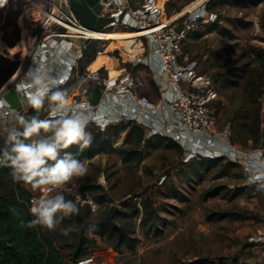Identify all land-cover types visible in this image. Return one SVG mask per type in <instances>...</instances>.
<instances>
[{
	"label": "rangeland",
	"instance_id": "obj_1",
	"mask_svg": "<svg viewBox=\"0 0 264 264\" xmlns=\"http://www.w3.org/2000/svg\"><path fill=\"white\" fill-rule=\"evenodd\" d=\"M139 1L134 0L133 5L139 6ZM28 2L37 4L38 0H8L7 5L0 8V92L8 84L22 79L28 33L46 10V0H39L38 7L27 6ZM181 2L188 0H168L167 13L180 12L176 8ZM212 12L217 13V19L199 24L187 38L185 48L189 60L197 62L198 71L214 80L219 96L213 107L217 116L216 130L222 134L221 138L219 136L216 143L204 144L202 156L191 158L187 156L188 148L180 143L181 147H157L154 141L150 145L145 142L141 147L143 158L124 163L117 149L129 145L124 144L126 131L120 132L113 137L114 149L98 153L91 161L81 160L87 165L85 176L73 178L58 189L68 196H71L67 190L72 184L86 191L87 197H82L91 200L81 203H90L92 210L100 208V219L112 205H118L120 214L117 216L116 212L114 220L126 229L135 230L138 241L134 249L118 248L111 241L97 237L90 254L99 264H194L198 261L200 264H264V241L259 240L264 230V192L257 191V183L248 180L253 170L264 164L253 159L251 170H246L229 154L216 158L219 153H213L229 144L246 152H264V96H256L258 89L251 94L252 90L247 87L249 78L255 77L257 70L261 71L260 62L264 59V0H250L245 7L225 4ZM216 23L231 30L232 35L220 33L214 27ZM129 38L134 40V54H138L141 40L134 36ZM104 39L108 43L118 38ZM94 46L99 49L98 41L89 42L87 51ZM109 46L108 51L113 50L117 57L125 56L120 48ZM108 51L103 53L112 59L114 67L117 58ZM86 61L84 56L79 62V71L95 76L89 70L94 60L82 71ZM103 65L108 64L98 69ZM115 72L111 70V74ZM73 86L71 83L60 89L70 92ZM28 106L26 104L24 111L16 114L31 117L26 111ZM260 107L262 122L254 136L240 116L251 112L249 122L253 124L258 112L254 109ZM45 110L47 112V103ZM40 116L45 118L47 114ZM14 124L12 116L7 121L0 119V142L5 140V127ZM117 126L122 124H113L104 132L111 135ZM99 130L94 126L90 133ZM93 194L101 196L102 203L95 202ZM144 200L149 207L146 225L142 213L135 212L137 207L143 209ZM220 215L223 216L220 218ZM154 219L158 230L151 225ZM63 228L65 225L61 222L55 230H44L67 256L68 247L64 244L72 238L62 234Z\"/></svg>",
	"mask_w": 264,
	"mask_h": 264
},
{
	"label": "built area",
	"instance_id": "obj_2",
	"mask_svg": "<svg viewBox=\"0 0 264 264\" xmlns=\"http://www.w3.org/2000/svg\"><path fill=\"white\" fill-rule=\"evenodd\" d=\"M167 1L163 0L161 5L160 0H144L141 5L135 7L134 0H100L103 7L98 16L113 17L114 21L96 30L81 23L71 10L70 0H46V10L27 36L28 54L21 78L30 69L42 66L43 71L57 79V88L73 83L68 103L90 108L94 120L89 123L88 128L95 126L105 130L113 124L134 121L138 125L148 127L151 135L168 136L188 148L189 158L202 156L201 147L204 144L216 143L222 135L216 130L217 116L213 104L219 95L213 78L198 71L197 62L189 60L185 46L187 38L199 24L205 20L215 21L218 15L207 11L206 4L209 0L201 1L197 6H186L182 11L170 15L165 8ZM201 6L206 9L207 16L193 22L190 16ZM122 13L124 15L120 19ZM211 16H215V19H210ZM181 23L183 27L177 31L176 28ZM119 29L140 32L138 38L141 40L143 51L135 56L123 52L127 58L118 57L125 63L115 69L117 74L112 75L110 68L106 66L98 69L95 76L80 72L79 62L84 58L89 42L106 44L108 40L103 38L104 33ZM72 49H75V52H72ZM97 51L99 53L98 49ZM154 57L160 67V73L168 80L163 91L165 93L156 105L141 92L143 79L135 72L140 65L154 67ZM91 84L98 85L103 92L97 106L92 105L88 98ZM7 88L8 86L0 92V104L5 105L0 112L9 109L15 113L24 111L13 109L3 99ZM22 97L28 104L26 97ZM164 104L170 106L173 120L163 123L161 127H154L153 114L163 108ZM110 105L121 106V114L111 116L107 110ZM10 118L11 116L0 115V119L5 121ZM223 148L214 150L213 153H219L216 157L227 153L231 159L242 163L246 170H251V163L254 161L250 156L251 152H246L235 144L224 145ZM42 191L31 196L30 206L32 199L40 196ZM55 191L58 189H54L53 194ZM67 191L74 200L79 197V202L91 200L90 197L84 199L82 194L86 191L78 190L75 184L70 185ZM259 240L264 241V230Z\"/></svg>",
	"mask_w": 264,
	"mask_h": 264
},
{
	"label": "clouds",
	"instance_id": "obj_3",
	"mask_svg": "<svg viewBox=\"0 0 264 264\" xmlns=\"http://www.w3.org/2000/svg\"><path fill=\"white\" fill-rule=\"evenodd\" d=\"M8 0H0V8ZM207 16L201 6L190 16L193 22ZM210 19H215L211 16ZM18 94L24 95L36 115L26 117L9 109L0 112L2 116L14 117L15 124L8 128L4 146L0 147V167L11 169L14 182L29 186L33 192L42 191L40 196L31 201L30 213L34 217L29 226H42L55 230L64 217L79 212V197L76 200L66 198L61 189L73 178L87 174L85 162L76 158L71 152L62 151L77 145L83 152L93 142L92 134L87 131L89 123L94 120L90 108L84 105L68 103L67 90L57 88V79L43 71L42 66L30 69L17 84ZM47 103V116L40 113ZM5 105L0 104V109ZM251 158L264 164V152L256 151ZM249 183H257V191L264 192V167H258L248 177ZM95 211V209L93 210ZM95 223L88 226L89 232L96 229ZM71 227L61 229L63 235L75 231ZM79 264H92L90 259L81 260Z\"/></svg>",
	"mask_w": 264,
	"mask_h": 264
},
{
	"label": "trees",
	"instance_id": "obj_4",
	"mask_svg": "<svg viewBox=\"0 0 264 264\" xmlns=\"http://www.w3.org/2000/svg\"><path fill=\"white\" fill-rule=\"evenodd\" d=\"M188 2H181L176 8V11H180ZM210 1V0H209ZM207 2V11L212 12L214 9L225 4L245 7L249 4L250 0H211ZM258 1V0H254ZM169 13V12H168ZM174 14V13H169ZM214 27L222 34L232 35L231 30L224 26H220L218 23L214 24ZM115 45L114 48H120L124 53L125 50L119 39L110 40L106 44H99V49L103 45ZM97 47L94 46L91 50L85 52L86 63L82 67V71L97 57ZM98 49V50H99ZM138 51H143L142 45L137 47ZM108 51V50H107ZM110 52V51H108ZM100 53V51H99ZM98 53V54H99ZM97 54V55H98ZM260 70H257L255 77L249 78L247 87L251 89V94L258 93L259 98L264 96V59L260 62ZM247 71L246 69H243ZM258 85V86H257ZM255 97V96H254ZM262 107L254 109L255 112L253 124H250L251 112L249 115L243 118V125L246 128H250V133L254 136L259 131L261 119L260 111ZM27 113L30 116L36 115V111L28 106L26 108ZM43 117L47 112L45 108L41 111ZM238 115V114H237ZM121 127H116L114 133L108 135L104 130H99L92 134L93 142L90 147L81 152L77 145H72L68 149L62 151L71 152L79 160L91 161L98 153L114 149L113 137L126 131L125 145H129L127 148L121 146L117 149L118 153L122 156L124 163H131L132 161H140L143 158L144 150L141 149L143 143L150 145L152 141L155 142L157 147H165L169 145H181L175 142L174 139L161 135L152 134L148 135L145 128L141 125L133 122H121ZM112 126V125H111ZM109 126V127H111ZM94 126H89L88 131ZM113 130V128H111ZM149 136V137H148ZM261 139L259 138L258 141ZM4 141L0 142V147L4 146ZM188 154V153H187ZM196 157V156H195ZM200 157V156H198ZM206 158L207 156H203ZM220 156L216 157L219 158ZM11 169L8 167H0V264H79L82 258L86 257L93 251V246L97 241V237L106 239L114 243L118 248L127 246L130 249H134L138 238L134 235L135 230L126 229L124 226H113L111 224H99L100 221V208L95 211L92 210L90 203L79 202L78 214H73L69 217H64L62 223L65 228L76 229L69 233L72 240L67 241L64 246L68 247L67 256L62 252V248L57 246L51 235L46 233L44 227L36 225L29 226V222L34 219L30 213L29 200L34 194L29 186L23 183L14 182L11 175ZM66 198L74 200L72 196L66 195ZM95 202L102 203L103 199L97 194H93ZM136 214L142 213V219L146 225V217L149 215V207L146 201H143V209L139 207L135 210ZM120 212H117L119 216ZM224 215V214H223ZM220 215V218L223 216ZM228 215V214H227ZM142 221V222H143ZM90 223L97 225L96 229L89 232L88 226ZM152 227L156 230L159 229L156 220L152 222ZM194 264H200V262H194Z\"/></svg>",
	"mask_w": 264,
	"mask_h": 264
},
{
	"label": "water",
	"instance_id": "obj_5",
	"mask_svg": "<svg viewBox=\"0 0 264 264\" xmlns=\"http://www.w3.org/2000/svg\"><path fill=\"white\" fill-rule=\"evenodd\" d=\"M70 6L72 12L81 21V23L89 28L98 30L114 21L113 17L98 16L101 13L103 7L100 0H70ZM123 15V13L120 15V19L123 18ZM182 27L183 23L179 24L176 30L180 31ZM72 52H75V49H72ZM16 86V80L10 83L8 88L3 93V99L13 109L24 110L26 103L22 95L18 94ZM102 96L103 92L98 85L91 84L89 86L88 98L92 105H99ZM119 209L120 207L118 205H112L107 214L100 221H98V223L118 226L117 222L114 220V216Z\"/></svg>",
	"mask_w": 264,
	"mask_h": 264
},
{
	"label": "crops",
	"instance_id": "obj_6",
	"mask_svg": "<svg viewBox=\"0 0 264 264\" xmlns=\"http://www.w3.org/2000/svg\"><path fill=\"white\" fill-rule=\"evenodd\" d=\"M161 1H162V3H161ZM143 2H144V0H140L137 3H138V5H141ZM160 4L161 5L163 4V0H160ZM99 44L100 43H98V45ZM97 54H98V51H97ZM97 54H96V56H97ZM110 54L112 56H114L115 58H117L116 65L114 67L108 66V65H103V66L110 68V71L113 69L119 68L120 66L123 65V63H125L124 61L121 60V58H118L119 56L117 57L116 55H114L112 50L110 51ZM125 54H127L129 56H135L136 55V54H129L126 51H125ZM122 58H127V57L122 56ZM154 61H155L154 67L153 66L140 65L135 69V72L137 74H139L143 79V86L141 87V92L143 94H146L150 98L152 103L154 105H156L161 100L162 96L165 93L163 91L165 88V84L168 83V80H167V78H165V76L163 74L160 73V67L158 66V63L156 62V57H154ZM103 66H101L100 68H102ZM61 88H64V86ZM68 93H70V92H68ZM107 110L109 111L111 116H115L116 114H121V112H122L121 106H118V105L117 106H113V105L111 106L110 105V106H108ZM172 120H173V114H172V111L170 109V106L168 104H164L163 108L159 109L155 114H153L152 125L154 127H156V126L161 127L163 125V123H168V122H171ZM132 122L137 124L134 121H132ZM143 127L145 128L146 132L149 135H151L149 128L145 127V126H143ZM36 192H39V191H36ZM36 192H33V193H36ZM112 244H113V242H112ZM85 259H90L92 264H99L96 261H94L92 254L87 255L86 257L83 258V260H85Z\"/></svg>",
	"mask_w": 264,
	"mask_h": 264
},
{
	"label": "bare ground",
	"instance_id": "obj_7",
	"mask_svg": "<svg viewBox=\"0 0 264 264\" xmlns=\"http://www.w3.org/2000/svg\"><path fill=\"white\" fill-rule=\"evenodd\" d=\"M201 1L204 0H195L193 1L191 4L187 5L188 7H193V6H197L198 4H200ZM30 5L31 7H38L37 5H39V0L38 3H27V6ZM141 35L140 32H132V31H123V30H111V31H106V33H104L103 38H112V37H116L118 38L122 45L124 50L129 53V54H134L133 50H132V45L134 40H132L129 37H135L136 39H139L137 37H139ZM128 38V39H127ZM109 45H103L100 47L99 51L101 54H99L97 56V58L91 63V65L89 66V70L91 73L96 74L97 69L100 65L107 63L108 66H112L113 65V61L112 59L108 56V54L103 53L106 52L109 49ZM117 74V71L114 73ZM112 74V75H114ZM83 197H87V194L84 192L82 194Z\"/></svg>",
	"mask_w": 264,
	"mask_h": 264
}]
</instances>
